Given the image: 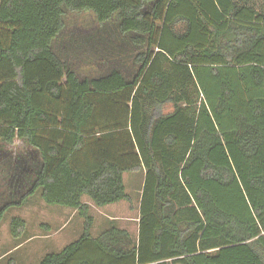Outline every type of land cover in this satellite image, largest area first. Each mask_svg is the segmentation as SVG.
I'll return each instance as SVG.
<instances>
[{"label":"trees","instance_id":"16d2710c","mask_svg":"<svg viewBox=\"0 0 264 264\" xmlns=\"http://www.w3.org/2000/svg\"><path fill=\"white\" fill-rule=\"evenodd\" d=\"M39 191L84 230L38 264H264V0H0V225Z\"/></svg>","mask_w":264,"mask_h":264},{"label":"rangeland","instance_id":"374dc122","mask_svg":"<svg viewBox=\"0 0 264 264\" xmlns=\"http://www.w3.org/2000/svg\"><path fill=\"white\" fill-rule=\"evenodd\" d=\"M170 111L171 108L167 107L165 114ZM23 148V143L15 142V151ZM143 177L142 173L124 175L126 191L132 197V203L121 202L97 208L87 197L83 199L84 203L90 205V215L94 218V237L115 226L127 230L137 240ZM40 194V191L36 193L27 206L11 209L6 213L0 225V257L6 255L0 264H7L9 259H14L17 264H38L45 255L61 252L83 234L84 220L77 211L48 206ZM15 217L22 218L26 223L22 236L17 240L11 236L9 226ZM18 243L26 244L16 251L14 246Z\"/></svg>","mask_w":264,"mask_h":264},{"label":"crops","instance_id":"0c3cea01","mask_svg":"<svg viewBox=\"0 0 264 264\" xmlns=\"http://www.w3.org/2000/svg\"><path fill=\"white\" fill-rule=\"evenodd\" d=\"M24 244L26 243H18L17 246H14V249L17 251L21 246H24ZM6 255V254H5ZM4 255V256H5ZM4 256H1L0 257V261H2L5 257ZM42 260V259H41Z\"/></svg>","mask_w":264,"mask_h":264}]
</instances>
